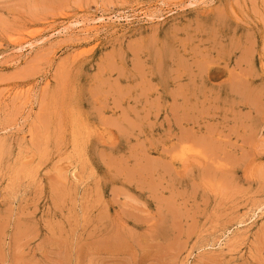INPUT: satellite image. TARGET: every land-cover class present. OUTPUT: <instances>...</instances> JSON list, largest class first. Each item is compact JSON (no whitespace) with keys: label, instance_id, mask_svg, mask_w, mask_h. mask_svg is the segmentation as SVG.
I'll use <instances>...</instances> for the list:
<instances>
[{"label":"rangeland","instance_id":"rangeland-1","mask_svg":"<svg viewBox=\"0 0 264 264\" xmlns=\"http://www.w3.org/2000/svg\"><path fill=\"white\" fill-rule=\"evenodd\" d=\"M0 264H264V0H0Z\"/></svg>","mask_w":264,"mask_h":264},{"label":"bare ground","instance_id":"bare-ground-1","mask_svg":"<svg viewBox=\"0 0 264 264\" xmlns=\"http://www.w3.org/2000/svg\"><path fill=\"white\" fill-rule=\"evenodd\" d=\"M102 18V17H101ZM108 18V17H107ZM99 20V19H98ZM105 20V19H104ZM94 21V20H93ZM96 22V21H95Z\"/></svg>","mask_w":264,"mask_h":264}]
</instances>
